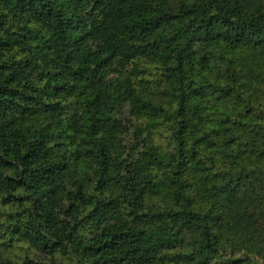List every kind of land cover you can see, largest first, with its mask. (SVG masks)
Returning a JSON list of instances; mask_svg holds the SVG:
<instances>
[{"label":"trees","instance_id":"trees-1","mask_svg":"<svg viewBox=\"0 0 264 264\" xmlns=\"http://www.w3.org/2000/svg\"><path fill=\"white\" fill-rule=\"evenodd\" d=\"M0 264H264V0H0Z\"/></svg>","mask_w":264,"mask_h":264}]
</instances>
